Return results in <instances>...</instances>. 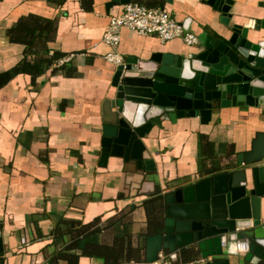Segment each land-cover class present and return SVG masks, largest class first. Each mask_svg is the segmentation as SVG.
<instances>
[{
    "label": "crops",
    "instance_id": "crops-1",
    "mask_svg": "<svg viewBox=\"0 0 264 264\" xmlns=\"http://www.w3.org/2000/svg\"><path fill=\"white\" fill-rule=\"evenodd\" d=\"M208 1L133 0L164 8L201 42L195 46L182 39L164 43L157 35L142 36L123 29L118 52L126 62L149 60L155 53H198L208 35L217 38L218 32L226 30L221 14ZM233 1L231 13L239 23L264 19V0ZM109 3L111 0L0 1V74L24 58L25 46L12 43L9 36L10 29L24 19L44 22L49 56H61L41 76L18 74L0 89V224L4 241L0 264H54L55 253L61 251L76 255L78 264H105L81 249L66 250L73 241L71 234L55 239L57 226L68 229L72 223L103 229L98 235L102 243L111 245L115 236L128 233L133 246L144 243L146 247L147 237L140 239L139 235L147 233L150 221L156 225L164 221V195L212 172L242 170L239 155L251 151L257 135L264 133V106L232 107L215 112L208 125L200 118H185L176 124L165 122L163 130L156 128L144 141L157 171L148 172L136 161L121 157H110L107 165H101L103 104L114 97L117 70L105 59L114 49L103 37L111 17L127 6L108 7ZM259 35L263 39L264 30ZM64 59L68 62L63 65ZM209 151L212 159L206 156ZM255 166L264 167V161ZM248 175L252 182L251 170ZM145 182L155 183L158 194L142 195ZM262 212L264 215V198ZM24 238L28 245H22ZM244 259L245 254L231 257L230 264H246ZM200 261L201 257L177 264L204 263ZM57 264L68 263L59 259Z\"/></svg>",
    "mask_w": 264,
    "mask_h": 264
},
{
    "label": "water",
    "instance_id": "water-1",
    "mask_svg": "<svg viewBox=\"0 0 264 264\" xmlns=\"http://www.w3.org/2000/svg\"><path fill=\"white\" fill-rule=\"evenodd\" d=\"M132 1L111 0L108 7ZM208 3L221 14L226 30L217 38L208 35L198 53H155L149 60L130 59L117 67L114 97L103 104L101 165L121 157L148 172L157 171L144 140L156 128L163 130L165 122L200 118L208 125L217 111L264 106V38L259 37L264 19L244 25L231 13L233 0ZM263 161L264 133H259L252 150L239 155L242 170L212 172L164 195L167 214L158 232L146 238L145 262L157 261L162 251L188 249L197 250L203 264H230L231 257L240 256L238 244L243 241L249 242L246 263L264 261V167L255 166ZM155 193V183L145 182L141 194ZM3 254L0 224V257Z\"/></svg>",
    "mask_w": 264,
    "mask_h": 264
},
{
    "label": "trees",
    "instance_id": "trees-1",
    "mask_svg": "<svg viewBox=\"0 0 264 264\" xmlns=\"http://www.w3.org/2000/svg\"><path fill=\"white\" fill-rule=\"evenodd\" d=\"M43 32L44 22L33 19L21 20L10 29L9 36L11 42L23 44L25 46L24 58L15 68L0 74V89L6 87L18 74H27L34 78L41 76L47 68L52 66L54 62L61 57L59 55L49 56V43ZM206 156H208V159L213 158L211 151H209ZM214 169L220 170L219 168ZM157 199L158 201L162 200L161 197ZM160 224L161 223L156 225V223L150 221L147 233L139 235V238H146L156 234ZM102 232L103 229L101 228L91 230L89 226L78 227L77 223H72L69 225L68 229H63L61 225L57 226L54 231V236L57 240L62 238L65 234H71L73 241L65 248L66 250L81 249L84 251L85 255L103 259L105 264L144 262V253L146 250L145 245H143L144 243H141L137 247L133 246L132 235L128 233L115 236L116 238H114L111 245L102 243L98 239V235ZM55 254L54 264H57V260L59 259L66 260L68 264H78V257L74 254H66L62 251ZM199 257V252L197 250L184 249L179 254V261L193 263L196 262ZM260 264H264V261Z\"/></svg>",
    "mask_w": 264,
    "mask_h": 264
},
{
    "label": "built area",
    "instance_id": "built-area-1",
    "mask_svg": "<svg viewBox=\"0 0 264 264\" xmlns=\"http://www.w3.org/2000/svg\"><path fill=\"white\" fill-rule=\"evenodd\" d=\"M123 29L135 31L142 36L157 35L162 42L182 39L188 46L200 44L201 39L198 35L187 31L175 17L165 9L150 8L140 3L128 4L124 11L110 19V23L105 31L103 42L114 49L108 53L105 59L116 67L126 65V59L118 52L121 42V32ZM68 59L60 63L65 64ZM22 245H28V240L24 238ZM223 247L227 246V236L223 237ZM238 250L241 254L249 251V242H239ZM179 262V253H170L162 251L158 255V260L153 263L131 262L128 264H177Z\"/></svg>",
    "mask_w": 264,
    "mask_h": 264
}]
</instances>
